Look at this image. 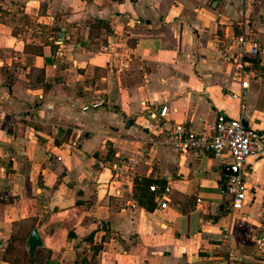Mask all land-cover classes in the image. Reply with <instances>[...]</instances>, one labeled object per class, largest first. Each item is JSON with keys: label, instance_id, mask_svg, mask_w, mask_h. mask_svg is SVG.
I'll return each instance as SVG.
<instances>
[{"label": "crops", "instance_id": "obj_1", "mask_svg": "<svg viewBox=\"0 0 264 264\" xmlns=\"http://www.w3.org/2000/svg\"><path fill=\"white\" fill-rule=\"evenodd\" d=\"M162 105L264 130V0H0V264H264V146L234 209L232 157L160 141Z\"/></svg>", "mask_w": 264, "mask_h": 264}, {"label": "built area", "instance_id": "obj_2", "mask_svg": "<svg viewBox=\"0 0 264 264\" xmlns=\"http://www.w3.org/2000/svg\"><path fill=\"white\" fill-rule=\"evenodd\" d=\"M234 42L239 45V49L232 54V59L242 79V90L239 93L232 92L231 97L244 99L249 93L252 74L245 70L243 55H256L261 51V46L244 34L236 37ZM167 113V105H162L157 113L158 125L162 129L160 141L169 143L180 151L210 152L217 157H232L237 173L228 180L224 193L231 196L234 209L242 208L249 192L244 163L261 151L264 146V130L249 125L244 114L232 117L218 113L212 127L196 129L183 122L171 121ZM150 189L157 193L160 207L167 208L170 188L166 186L162 189L159 184H152ZM131 207L136 208L137 205L131 203Z\"/></svg>", "mask_w": 264, "mask_h": 264}, {"label": "water", "instance_id": "obj_3", "mask_svg": "<svg viewBox=\"0 0 264 264\" xmlns=\"http://www.w3.org/2000/svg\"><path fill=\"white\" fill-rule=\"evenodd\" d=\"M227 174L229 175H235L237 173V167L236 165H231L227 167ZM43 241L40 236V233L37 228H34L32 232L30 233V236L27 241V248L28 251L33 254L37 247L42 246Z\"/></svg>", "mask_w": 264, "mask_h": 264}]
</instances>
